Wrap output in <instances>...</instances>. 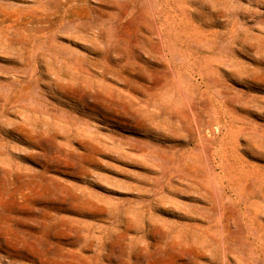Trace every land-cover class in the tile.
I'll use <instances>...</instances> for the list:
<instances>
[{
  "label": "rangeland",
  "instance_id": "374dc122",
  "mask_svg": "<svg viewBox=\"0 0 264 264\" xmlns=\"http://www.w3.org/2000/svg\"><path fill=\"white\" fill-rule=\"evenodd\" d=\"M260 177L264 0H0V264H264Z\"/></svg>",
  "mask_w": 264,
  "mask_h": 264
},
{
  "label": "bare ground",
  "instance_id": "6f19581e",
  "mask_svg": "<svg viewBox=\"0 0 264 264\" xmlns=\"http://www.w3.org/2000/svg\"><path fill=\"white\" fill-rule=\"evenodd\" d=\"M236 155L238 156L237 153H236ZM242 167H243V165H241L240 169H241ZM242 171H243V170H242ZM239 172H240V171H239ZM253 173H255V172L253 171L252 174H253ZM254 180H255V179H254ZM263 180H264V178H261V177H260L259 183H260L261 181H263ZM249 184H250V183H249ZM249 184L244 188L246 192H251V191L255 190V189H254V185H253V184H250V185H249Z\"/></svg>",
  "mask_w": 264,
  "mask_h": 264
}]
</instances>
